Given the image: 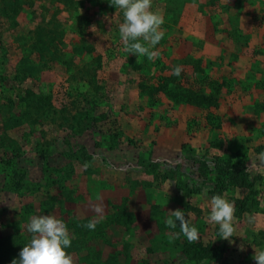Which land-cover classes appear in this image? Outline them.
Here are the masks:
<instances>
[{
  "label": "rangeland",
  "instance_id": "1",
  "mask_svg": "<svg viewBox=\"0 0 264 264\" xmlns=\"http://www.w3.org/2000/svg\"><path fill=\"white\" fill-rule=\"evenodd\" d=\"M111 2L0 0V264L18 256L30 239L26 222L43 213L75 234L67 249L74 264H256L254 248L264 249V102L256 101L264 100V49L251 41L228 57L230 36L221 42L229 71L225 57L217 74L206 63L205 79L190 71L199 38L213 30L244 25L262 34L264 0H152L164 18L154 61L125 50L123 14ZM246 41L240 35L239 45ZM184 53L187 88L214 94L217 105L200 110L166 95ZM233 169L252 185L231 181ZM216 194L234 202L229 239L208 222ZM176 209L198 228L197 241L167 226ZM94 218L95 230L85 228ZM184 242L215 245L222 257L189 259Z\"/></svg>",
  "mask_w": 264,
  "mask_h": 264
},
{
  "label": "clouds",
  "instance_id": "2",
  "mask_svg": "<svg viewBox=\"0 0 264 264\" xmlns=\"http://www.w3.org/2000/svg\"><path fill=\"white\" fill-rule=\"evenodd\" d=\"M111 4L123 14V22L119 24L118 31L125 50L137 57L147 56L152 61L157 59L159 53L154 49L164 36L160 30L164 18L159 12L152 10V0H112ZM182 72L181 65L172 69V74L177 77ZM94 211L102 213L103 208L97 205ZM169 212L171 216L166 218V224L170 229L179 225L180 232L176 236L182 234L189 242L199 239L198 228L191 223L184 210ZM234 212V202L221 194L211 197L208 222L219 226V238L229 239L237 235L233 224ZM99 219L90 220L84 227L94 231ZM25 228L30 239L23 245L18 256L12 259L11 264H74L67 249L71 247L75 234L70 233L63 219L54 213L33 215L26 222ZM254 249L253 259L256 264H264V249Z\"/></svg>",
  "mask_w": 264,
  "mask_h": 264
},
{
  "label": "crops",
  "instance_id": "3",
  "mask_svg": "<svg viewBox=\"0 0 264 264\" xmlns=\"http://www.w3.org/2000/svg\"><path fill=\"white\" fill-rule=\"evenodd\" d=\"M198 2L199 1L193 3L194 5H196L195 7H198L197 6V3ZM195 15L196 16H199L198 13H196ZM261 27H263V26H261ZM261 32H262V34L258 32L257 33V36L255 37V34L256 33H253L252 31H250V32L249 31L248 32L245 31L244 25L241 26V27L239 26V29L236 28L235 31L232 32L233 34L229 33V34H225L224 35V34L217 33V32H215L213 30L211 32L213 34L210 33L208 37H206V38H202V37L199 38L200 40H202L203 43H202V46L200 47L199 51L193 52V59H194L193 60V63L194 64H193L192 69H191L190 72H193L194 71L196 74L199 73L200 76H201V78L202 79H205L206 77L203 78L204 77L203 72H205V69L204 68H205V65H207L206 63L208 62V65L210 66L209 72L212 73V74H217V69H215L216 62H217V60L219 61V58H221V57H225V59L223 61V66L226 67V68L229 67L228 69H226L227 71H229L230 70V67H232L234 64H233L231 58H228V57H230L231 55H233V53L236 54L237 52L235 50H240L243 46L246 45V43L248 45H250V42L251 41H255V42L261 44V48L264 49V45H263L264 44L263 43V41H264V33L263 32L264 31L261 30ZM240 35L243 36V37H245L246 40H247L245 43H243L241 45H239V43H238ZM230 36H232V40H233L231 42H234L236 46L235 47L233 46V49L230 50V53H229V55L227 57L226 56V53H227L226 51L228 49H226L225 46H222L223 45L222 43L224 41H226V40H229L228 38H230ZM220 39H222V40H220ZM189 56H190V54H188V53H184V56H182V57L177 56L178 58L181 59V60L177 61V65H181L182 67H185V69H187L186 68V65H189L190 66V64H189L190 61L187 60L189 58ZM257 57H259V59L260 58H263V53L257 52ZM261 61H263V60H261ZM221 62H222V60H221ZM246 70H245V72H246ZM232 71H233V69L230 72H232ZM247 72H248L247 74H250V69H248ZM205 73H207V72H205ZM195 77L199 78L198 76H195ZM250 78L251 79H254V77H252V76ZM187 81H188L187 80V77H186V75H185V73L183 71L182 72V77H181V83H184V85H187L186 84ZM251 81H252V83H255L254 80H251ZM191 85L192 84L190 83V86ZM192 86H194V85H192ZM258 88H260V87H258ZM256 101H257V103L258 102H262V101L264 102V100H258V99H256ZM254 114H256V116L258 117L257 118L258 120L262 116V115L259 116L260 115L259 114V111H254ZM262 120H264V118H262ZM263 136H264V134H263Z\"/></svg>",
  "mask_w": 264,
  "mask_h": 264
},
{
  "label": "trees",
  "instance_id": "4",
  "mask_svg": "<svg viewBox=\"0 0 264 264\" xmlns=\"http://www.w3.org/2000/svg\"><path fill=\"white\" fill-rule=\"evenodd\" d=\"M181 77H182V73L179 77L171 74V76L167 78L163 86L166 95L174 103L191 102L199 106L200 110L208 108V106L210 105L218 104L217 101L215 100L216 97H214V94L211 93L206 94L200 88L199 90L198 89L195 90L192 85L187 88V86L184 85V83H181ZM170 82L171 85H169ZM218 90L219 87H215V92H217ZM226 165L228 164H225V166ZM239 171L240 170L235 172L234 169L230 171V177H232L231 181L235 182L237 186H243L246 188L250 187L252 183L249 181V179L245 177V175L242 172H241L242 174H240ZM63 184L64 183H62V186ZM244 207L245 206H243V209ZM181 251L189 259H193V260L196 259L199 261L215 260L222 257L221 253L219 252L221 251L220 248L211 244L203 245L201 242H195V244L194 243L189 244L184 242V247L181 249Z\"/></svg>",
  "mask_w": 264,
  "mask_h": 264
}]
</instances>
